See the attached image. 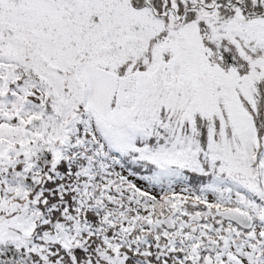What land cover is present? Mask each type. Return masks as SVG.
<instances>
[{
  "label": "snow or ice",
  "instance_id": "6c2138e0",
  "mask_svg": "<svg viewBox=\"0 0 264 264\" xmlns=\"http://www.w3.org/2000/svg\"><path fill=\"white\" fill-rule=\"evenodd\" d=\"M0 264H264V0H0Z\"/></svg>",
  "mask_w": 264,
  "mask_h": 264
}]
</instances>
